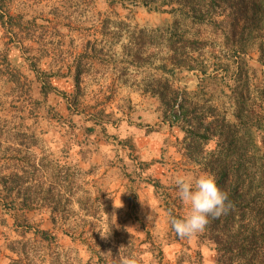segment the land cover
<instances>
[{"label":"rangeland","instance_id":"1","mask_svg":"<svg viewBox=\"0 0 264 264\" xmlns=\"http://www.w3.org/2000/svg\"><path fill=\"white\" fill-rule=\"evenodd\" d=\"M114 1L0 0V264H218L209 224L190 239L173 231L171 219L188 213L174 179H216L209 163L222 149L220 168L234 172L230 189L245 171L256 177L254 155L264 153V18L243 41L206 48L215 78L206 96L191 74L176 82L200 95L204 123L231 124L225 145L218 135L205 142L165 123L160 99L145 91L150 62H132L125 36L104 43L108 57L96 56L89 44L101 47L106 17L135 29L173 22L144 0ZM87 52L96 65L78 86L77 61ZM38 74L51 76L52 93L41 94ZM250 253L231 264H264L263 253Z\"/></svg>","mask_w":264,"mask_h":264},{"label":"trees","instance_id":"2","mask_svg":"<svg viewBox=\"0 0 264 264\" xmlns=\"http://www.w3.org/2000/svg\"><path fill=\"white\" fill-rule=\"evenodd\" d=\"M256 1L261 8L264 7V1ZM110 2L109 6L112 7L115 1ZM254 2L255 0H144L145 7L171 14L172 24L151 29H135L119 18L106 17L101 21L100 34L103 37L101 47L97 48V44L91 42L89 45L93 52H97L96 56L99 54L108 57L106 44L118 42L125 36L133 49L128 53L132 57V62L137 64L150 62L149 68L154 76L144 81L145 91L160 99L165 123L169 127H180L193 139L197 137L206 142L218 135V139L224 143L232 139L231 124L224 119L213 129L215 122L204 123L207 117L203 114L198 115L196 110L198 101L201 102V97L207 95L205 91L209 90L215 79L205 61V50L207 47L214 48L216 41H223L224 45L241 42L247 29L253 32L254 24L260 20L259 16L264 18L257 2V7ZM228 8H231L229 14ZM3 18L0 15L1 22ZM206 29H210L212 33L206 38H201ZM210 36L212 39H209ZM148 50L149 59L146 60L143 55ZM90 53L92 52H87L77 61L75 78L78 86L82 75L94 69L96 65L95 58ZM189 74L197 79L196 87H200L201 97L197 93L194 97L190 96L195 92L190 91L188 86L176 85V82H180ZM37 78L41 84L42 95L53 92L50 75L38 74ZM95 121L97 123L98 118ZM205 124L208 125L207 129ZM231 144L232 142L229 145ZM222 150L216 160L210 161L209 164L214 167L217 186L227 194L226 203L231 207L220 218H214L213 221L209 218L208 224L209 228L217 230V235L212 240L216 245L218 264H231L245 260L246 254L254 256L251 251L263 253L261 250H264V236L262 233L257 234L264 226V153L254 155L258 162L256 175L254 174L256 177L251 178L253 173L245 171L240 177L239 184L230 189L228 185L232 182L231 176L234 172L232 167L220 168L222 164L220 157L225 154ZM252 163L253 160L250 161L251 165ZM37 234L44 241L52 237L46 230L38 231Z\"/></svg>","mask_w":264,"mask_h":264},{"label":"clouds","instance_id":"3","mask_svg":"<svg viewBox=\"0 0 264 264\" xmlns=\"http://www.w3.org/2000/svg\"><path fill=\"white\" fill-rule=\"evenodd\" d=\"M178 196L188 213L182 219H171V227L180 239L192 238L205 230L209 217L220 218L231 205L227 204V194L217 186L215 179L209 175H178L174 179ZM121 264H136L132 258H124Z\"/></svg>","mask_w":264,"mask_h":264}]
</instances>
